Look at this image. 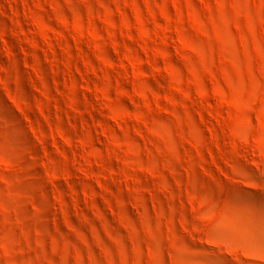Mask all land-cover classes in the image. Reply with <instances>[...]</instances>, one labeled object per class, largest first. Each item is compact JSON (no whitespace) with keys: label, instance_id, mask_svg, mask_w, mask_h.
<instances>
[{"label":"rangeland","instance_id":"obj_1","mask_svg":"<svg viewBox=\"0 0 264 264\" xmlns=\"http://www.w3.org/2000/svg\"><path fill=\"white\" fill-rule=\"evenodd\" d=\"M264 0H0V264H264Z\"/></svg>","mask_w":264,"mask_h":264},{"label":"bare ground","instance_id":"obj_2","mask_svg":"<svg viewBox=\"0 0 264 264\" xmlns=\"http://www.w3.org/2000/svg\"><path fill=\"white\" fill-rule=\"evenodd\" d=\"M260 238H261V240H262L263 243H264V233L260 232Z\"/></svg>","mask_w":264,"mask_h":264}]
</instances>
